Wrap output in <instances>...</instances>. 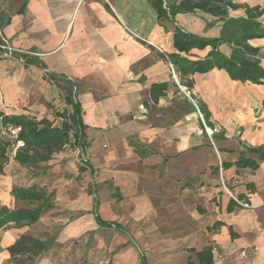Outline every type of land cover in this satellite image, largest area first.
<instances>
[{
  "label": "crops",
  "instance_id": "0c3cea01",
  "mask_svg": "<svg viewBox=\"0 0 264 264\" xmlns=\"http://www.w3.org/2000/svg\"><path fill=\"white\" fill-rule=\"evenodd\" d=\"M234 2L233 18L247 17V6L264 8V0ZM257 21L264 27V13ZM0 23V44L31 53L0 48V112L57 124L64 83L46 73L75 85L88 143L87 168L78 174L89 175L87 211L98 227L129 235L125 222L133 225L137 217V238L173 242L153 248L160 253L152 261L143 253L141 264H187L190 248L207 247L214 264H264V82L234 80L220 68L191 75V97L209 113L206 120L200 108L208 132L162 57L177 52L175 26L219 37L222 18L196 9L171 23L147 0H0ZM248 43L260 48L264 67V37ZM210 50L195 48L187 56L204 58ZM219 50L230 56L233 47L223 43ZM162 82L167 88L154 101L151 86ZM54 206L53 200L43 213ZM162 209L171 217L169 231H163ZM97 216L118 226L101 225ZM34 223L0 229V264L25 261L12 258L8 247L31 234Z\"/></svg>",
  "mask_w": 264,
  "mask_h": 264
},
{
  "label": "trees",
  "instance_id": "16d2710c",
  "mask_svg": "<svg viewBox=\"0 0 264 264\" xmlns=\"http://www.w3.org/2000/svg\"><path fill=\"white\" fill-rule=\"evenodd\" d=\"M147 1L156 10L159 19H166L171 23L175 22V16L178 13L191 12L196 9H201L224 20L221 35L213 38L189 33L179 26L174 27L173 44L177 52L162 54V57L174 65L181 85L188 89L192 88L193 79L191 75L197 72L205 73L214 68L225 69L234 80L253 83L264 82V67L260 64L258 57L260 48L248 43L249 39L264 37V27L257 21L264 13V8L247 6V17L233 18L228 16V8L239 6L234 0H181L179 3L177 0ZM223 43L232 45L233 50L230 56L219 50V46ZM207 46H210L211 50L204 58L192 59L187 56L192 49H204ZM21 56L26 62L28 58L25 57L27 55L21 54ZM37 64L42 66L40 62ZM46 74L54 82L59 83L58 80L62 79L64 83H59L66 105L62 111H58L56 114L57 117L62 118L59 125L55 124V120L46 117L38 120L22 114L6 115L0 112V118L4 122L22 126L21 137L25 140L26 147L20 150L15 157V160L20 164L49 161L55 153L61 152L71 141L74 147L83 150L88 145L84 133L86 125L82 120L81 104L76 97L74 83L59 75ZM166 88L165 82L155 83L151 86L154 101H157L158 97L164 94ZM200 108L208 120V111L202 105ZM8 144L9 140L0 135V175L4 173L8 161L6 154ZM261 158H264V154L261 155ZM244 159L246 158L242 156V161H245ZM251 164L255 165L253 162ZM86 168L81 167L84 170ZM11 195L16 200L24 201L27 205L20 208L0 205V229L8 228L11 224L34 223L39 220L45 209H50L53 206L52 193L47 194L44 188L37 185H14ZM97 220L101 225L112 226L114 224L118 226L101 219L99 216H97ZM50 246L51 241L26 233L12 243L8 250L12 258L22 257L25 261H32ZM189 251L192 255L189 256L187 264H214V254L211 248L207 247L200 251L190 248Z\"/></svg>",
  "mask_w": 264,
  "mask_h": 264
},
{
  "label": "rangeland",
  "instance_id": "374dc122",
  "mask_svg": "<svg viewBox=\"0 0 264 264\" xmlns=\"http://www.w3.org/2000/svg\"><path fill=\"white\" fill-rule=\"evenodd\" d=\"M62 102L57 104L54 111L65 107ZM57 121V124H60L62 120L57 118ZM82 156L79 148L74 147L71 141L50 161L20 164L15 159L8 158L4 173L0 175V205H27L24 201L14 200L10 195L14 185H37L44 188L47 193H52L55 203V206L46 210L36 223L28 226L31 234L51 241V248L32 261L19 264H141L143 253H151L152 261L155 254L160 253L153 251V248H169L173 242L168 239L157 241L137 238L133 233L142 226L137 224V217L131 218L135 219L133 225L131 222H125L130 228L129 235L119 232L116 228L98 227L94 220L95 214L87 211L90 209L88 201L92 187L88 180L89 175L78 174V168L88 163V158L85 161ZM124 210L128 216L129 209ZM131 210L135 212V209ZM162 211L164 217L161 224L167 228L163 231H169L170 227H173L171 217L164 209Z\"/></svg>",
  "mask_w": 264,
  "mask_h": 264
},
{
  "label": "built area",
  "instance_id": "2783aa9c",
  "mask_svg": "<svg viewBox=\"0 0 264 264\" xmlns=\"http://www.w3.org/2000/svg\"><path fill=\"white\" fill-rule=\"evenodd\" d=\"M0 47L3 50H5L6 53L9 55H12L15 51L23 52V53H29L25 50L14 48L8 44H1ZM29 54H31V53H29ZM169 67H170L171 73H172L173 77L175 78V81L177 82L179 87L183 88L184 92L195 103V106H196L197 111L200 115V118L203 121V124H204L206 130L209 132V128L205 124L203 114L201 113L200 108L198 107L197 101L191 97L190 90L187 87L180 84L179 77L177 76L178 74L176 73L175 67L171 62H169ZM21 132H22V126L21 125L10 123V122H4L2 120V118H0V135L9 140V144L7 145V148H6V154H7L8 158L15 159L17 153L26 147V142L21 137ZM79 150H80V153L83 155L82 158L85 159V161H86L87 156H86L85 150L80 149V148H79ZM237 201L243 206H248L247 203H243L242 201H239V200H237ZM242 254L245 255V252H242Z\"/></svg>",
  "mask_w": 264,
  "mask_h": 264
}]
</instances>
